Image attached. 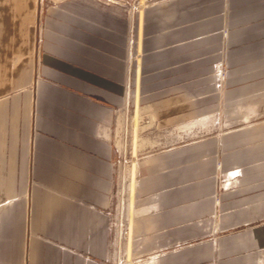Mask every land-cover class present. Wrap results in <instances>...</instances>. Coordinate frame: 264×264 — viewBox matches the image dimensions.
<instances>
[{
	"label": "crops",
	"instance_id": "crops-1",
	"mask_svg": "<svg viewBox=\"0 0 264 264\" xmlns=\"http://www.w3.org/2000/svg\"><path fill=\"white\" fill-rule=\"evenodd\" d=\"M45 1L0 0V264H105L129 21ZM141 27L140 111L170 140L137 181L132 255L264 264V0H158Z\"/></svg>",
	"mask_w": 264,
	"mask_h": 264
},
{
	"label": "rangeland",
	"instance_id": "rangeland-1",
	"mask_svg": "<svg viewBox=\"0 0 264 264\" xmlns=\"http://www.w3.org/2000/svg\"><path fill=\"white\" fill-rule=\"evenodd\" d=\"M93 1L126 17L129 21L126 75L130 98L124 108L115 110L114 126L111 133L110 130L108 131L109 138L115 144V159L113 161V191L110 203L109 258L105 264H147L146 260L137 258L131 253L129 238L131 221H129V217L131 219L133 217L130 216L133 213L130 207L137 203V181L144 169L148 155L170 140V131H158L149 112L145 109L140 111L141 106L137 97L142 56V12L146 6L158 0ZM47 2L46 0L45 4ZM214 72L218 74L217 65H215ZM190 132L185 129L180 131L179 139L194 137ZM134 163L136 164V185L133 196V191L129 190L128 187L135 180L129 174ZM220 180L223 181V177ZM148 264L152 263L148 262Z\"/></svg>",
	"mask_w": 264,
	"mask_h": 264
},
{
	"label": "built area",
	"instance_id": "built-area-1",
	"mask_svg": "<svg viewBox=\"0 0 264 264\" xmlns=\"http://www.w3.org/2000/svg\"><path fill=\"white\" fill-rule=\"evenodd\" d=\"M218 69H219V68H218ZM233 176H237V173H236V174L234 173ZM223 185H224V184H223ZM224 186H225V185H224Z\"/></svg>",
	"mask_w": 264,
	"mask_h": 264
}]
</instances>
